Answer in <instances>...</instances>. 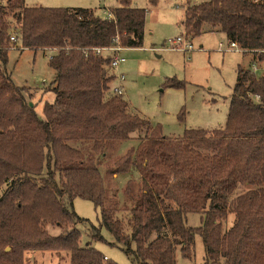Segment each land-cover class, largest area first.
<instances>
[{
  "label": "trees",
  "instance_id": "1",
  "mask_svg": "<svg viewBox=\"0 0 264 264\" xmlns=\"http://www.w3.org/2000/svg\"><path fill=\"white\" fill-rule=\"evenodd\" d=\"M118 1L113 18L83 7L0 3V264H24L25 251L87 253L75 197L99 210L89 239L105 242L104 228L134 264H175L177 247L189 258L196 234L205 264H264V0H185L181 32L192 39L207 24L248 61L235 67L225 125L180 136L129 110L111 91L110 55L91 50L116 37L124 48L142 45L146 10ZM12 34L18 50H55L52 84L41 90L53 100L43 101L41 116L29 106L32 88L15 85L5 70ZM134 136L135 146L116 152ZM131 167L137 176L118 191L115 176ZM187 213H198L201 225L187 226Z\"/></svg>",
  "mask_w": 264,
  "mask_h": 264
},
{
  "label": "rangeland",
  "instance_id": "2",
  "mask_svg": "<svg viewBox=\"0 0 264 264\" xmlns=\"http://www.w3.org/2000/svg\"><path fill=\"white\" fill-rule=\"evenodd\" d=\"M5 1L0 0V3L4 4ZM24 2L27 6L90 8L102 17L119 4L118 0ZM130 4L144 8L146 19L142 45L126 47L118 52L125 59L120 67V71L124 72V79L119 84L129 110L159 124L163 133L168 136H180L189 128H222L226 122L230 95L236 79L235 67L238 63L247 64L248 56L230 49L225 35L219 30L210 29L207 24L200 35L191 39L192 50L186 52L171 48L168 42L183 33L179 21L185 0H155L154 3L151 0H130ZM54 53L55 50L52 49L18 50L9 40L5 70L15 85L32 88L29 102L35 104L34 108L39 116L42 115L43 101L53 100L51 91L42 94L41 90L52 84L53 70L48 66V58ZM166 78H171L179 85H165ZM113 85H118V81L113 80L110 87ZM136 144L137 137L134 136L122 141L116 152L122 153ZM136 176L132 167L127 172L117 174L115 186L118 191L127 179ZM71 209L78 217L85 219L78 222L75 228L81 234L80 248L87 253L80 250L78 254L71 256L66 251H25L24 264H97L95 257L98 263L110 260L117 264H134L132 256L114 245L112 236L104 228L101 229V234L105 242L89 239L88 228L90 225L97 226L100 218L99 210L94 208L91 201L75 197ZM184 223L190 227H198L201 225L200 215L187 213ZM46 228L53 235L60 232L57 226L47 224ZM174 257L175 264H205L201 236L195 235L189 258H183L178 247Z\"/></svg>",
  "mask_w": 264,
  "mask_h": 264
},
{
  "label": "built area",
  "instance_id": "3",
  "mask_svg": "<svg viewBox=\"0 0 264 264\" xmlns=\"http://www.w3.org/2000/svg\"><path fill=\"white\" fill-rule=\"evenodd\" d=\"M106 18H113V14L111 11H107L104 13ZM9 40L12 44H14L16 37L14 34L10 35ZM168 42V41H167ZM168 45L171 46V48H178L182 49L183 51H190L193 49V45L191 42V38L185 34V32L177 35L174 39L170 40L168 42ZM221 43H219V48H221ZM124 47H122L119 42L117 41V37L115 38V44L108 46V47H95L92 48V52L95 55H103L106 53H109L110 55V71L112 74H114V80L118 81V85H113L111 87V91L115 94H122V87H121V81L124 79V75L118 71V67L121 63L125 61V59L121 56H119L118 52H120ZM229 48L233 50H238V46L236 45L235 42H229ZM84 55H88V50H84ZM254 71H256V67H253ZM120 83V84H119Z\"/></svg>",
  "mask_w": 264,
  "mask_h": 264
},
{
  "label": "crops",
  "instance_id": "4",
  "mask_svg": "<svg viewBox=\"0 0 264 264\" xmlns=\"http://www.w3.org/2000/svg\"><path fill=\"white\" fill-rule=\"evenodd\" d=\"M183 13H184V8H183ZM182 17H183V14H182ZM126 48V47H125ZM128 48H135V47H128ZM241 52V51H240ZM123 63H121L118 67V71L121 72L123 75H124V72L123 71H120V67Z\"/></svg>",
  "mask_w": 264,
  "mask_h": 264
},
{
  "label": "water",
  "instance_id": "5",
  "mask_svg": "<svg viewBox=\"0 0 264 264\" xmlns=\"http://www.w3.org/2000/svg\"><path fill=\"white\" fill-rule=\"evenodd\" d=\"M29 106H32V103H31V102H29ZM8 249H9V248L7 247L6 250H8Z\"/></svg>",
  "mask_w": 264,
  "mask_h": 264
}]
</instances>
